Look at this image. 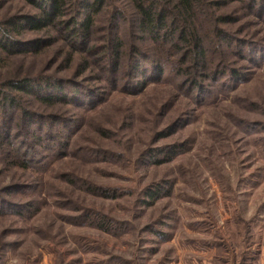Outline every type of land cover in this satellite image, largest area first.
Here are the masks:
<instances>
[{
    "label": "rangeland",
    "instance_id": "1",
    "mask_svg": "<svg viewBox=\"0 0 264 264\" xmlns=\"http://www.w3.org/2000/svg\"><path fill=\"white\" fill-rule=\"evenodd\" d=\"M32 14L22 2L0 0V22ZM252 30L264 34L263 25ZM121 35L135 44L129 25ZM68 51L56 42L22 62L32 61L38 73L68 76L86 59L73 53L64 64ZM18 66L16 58L1 60L0 80L14 75ZM175 89L162 83L149 85L138 96L109 94L98 110L83 114L70 144L74 155L50 162L54 167L44 176L0 162L2 188L15 181L38 183L39 177L59 188L63 182L51 177L63 172L117 193L116 199H103L73 192L84 207L113 219L114 233L59 221L53 193L51 198L43 194L45 203L30 220L1 218L0 264H239L238 252L254 238L258 254L251 264H264V131L247 126L264 123V62L248 81L208 106L194 107ZM179 116L188 118L187 125L176 127L170 137L153 139L168 119ZM183 143L184 153L167 164L140 162L146 150ZM98 147L122 159H93ZM159 184L167 193L152 202L146 199L144 205V188ZM213 242L221 245L219 252ZM5 243L10 246L3 248ZM229 256L232 263H227Z\"/></svg>",
    "mask_w": 264,
    "mask_h": 264
},
{
    "label": "trees",
    "instance_id": "2",
    "mask_svg": "<svg viewBox=\"0 0 264 264\" xmlns=\"http://www.w3.org/2000/svg\"><path fill=\"white\" fill-rule=\"evenodd\" d=\"M7 1L22 2L34 14L14 15L0 22V61H19L17 72L0 80V162L41 176L52 171L54 162L74 155L70 144L84 121L83 114L98 110L109 94L138 96L149 85L172 84L194 107L208 106L219 94L234 92L264 62V34L250 32L264 26V0ZM102 18L107 19L101 22ZM126 25L135 44L121 35ZM56 42L69 50L64 64L73 53L86 57L84 62L74 61L72 74L38 73L32 61L23 63ZM186 119H168L153 139L170 137L176 127L187 125ZM247 126L264 131V123ZM247 126L242 127L248 131ZM185 149L184 143L149 149L139 155V161L161 166ZM92 157L108 162L122 159L99 147ZM51 178L65 186L44 184L39 177L38 183L15 181L0 187V219L30 220L45 203L43 194L51 198L53 193L59 221L115 232L113 219L84 207L73 193L78 190L91 198L116 199L115 189L63 172ZM166 191L160 184L145 187L144 205L146 199L155 201ZM254 239L238 252L239 264L254 262L258 254ZM213 244L219 252L221 245ZM7 246L5 243L3 248ZM231 257L234 259L232 252ZM231 257L227 263H232Z\"/></svg>",
    "mask_w": 264,
    "mask_h": 264
}]
</instances>
